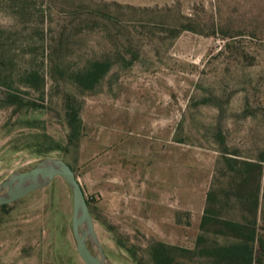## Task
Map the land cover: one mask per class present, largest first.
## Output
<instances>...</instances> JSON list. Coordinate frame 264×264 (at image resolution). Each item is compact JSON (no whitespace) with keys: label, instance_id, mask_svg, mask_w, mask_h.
Here are the masks:
<instances>
[{"label":"rangeland","instance_id":"374dc122","mask_svg":"<svg viewBox=\"0 0 264 264\" xmlns=\"http://www.w3.org/2000/svg\"><path fill=\"white\" fill-rule=\"evenodd\" d=\"M44 158L74 170L109 264H153L158 241L171 264H226L202 252L244 242L223 220L264 264V0H0V184ZM70 218L60 176L0 207V264H83Z\"/></svg>","mask_w":264,"mask_h":264},{"label":"water","instance_id":"95a60500","mask_svg":"<svg viewBox=\"0 0 264 264\" xmlns=\"http://www.w3.org/2000/svg\"><path fill=\"white\" fill-rule=\"evenodd\" d=\"M60 176L71 190L70 229L75 250L83 264H109L100 250L86 244L93 237V219L74 170L62 159L44 158L27 170L17 171L0 184V205L13 202Z\"/></svg>","mask_w":264,"mask_h":264},{"label":"trees","instance_id":"16d2710c","mask_svg":"<svg viewBox=\"0 0 264 264\" xmlns=\"http://www.w3.org/2000/svg\"><path fill=\"white\" fill-rule=\"evenodd\" d=\"M109 64L107 62L95 61L89 64L87 68L79 71L73 75L74 82L83 89H91L100 80L102 75L108 70ZM25 80L33 83H39L42 86V79L36 72L27 73ZM9 104H20L21 99L15 93H9L6 97ZM66 124L68 129L67 140L77 143L80 137L81 120L78 115V107L70 103L69 98L66 99V111H65ZM50 148H60L59 146H52ZM71 167V166H70ZM72 168V167H71ZM6 204L0 205L5 207ZM214 220L211 215L207 214V208L204 209V213L201 216L199 228L203 229L204 225L209 221ZM223 227L233 233L235 236H243V243H234L230 245H219L213 247L210 250H203L205 254L215 256L219 262L228 263H242L251 264V246L254 241V233L251 229L245 228L243 224L231 220H223ZM245 230V231H244ZM201 240V236L197 237ZM262 248H264L263 240ZM261 245V244H260ZM177 249V247L165 244L163 242H154L149 245L148 253L150 255L153 264H171L172 254L171 251Z\"/></svg>","mask_w":264,"mask_h":264},{"label":"bare ground","instance_id":"6f19581e","mask_svg":"<svg viewBox=\"0 0 264 264\" xmlns=\"http://www.w3.org/2000/svg\"><path fill=\"white\" fill-rule=\"evenodd\" d=\"M107 264V263H106Z\"/></svg>","mask_w":264,"mask_h":264}]
</instances>
